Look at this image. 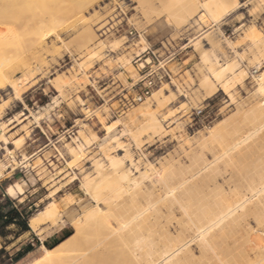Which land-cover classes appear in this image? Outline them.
Listing matches in <instances>:
<instances>
[{"label": "rangeland", "instance_id": "rangeland-1", "mask_svg": "<svg viewBox=\"0 0 264 264\" xmlns=\"http://www.w3.org/2000/svg\"><path fill=\"white\" fill-rule=\"evenodd\" d=\"M175 1L93 0L76 8H72L73 0L61 1L66 11L36 20L22 49L17 47L16 53L23 52L25 57L16 58V66L19 63L22 69L12 78L19 93L15 87L0 88V125L7 124L0 128V164L7 166L0 173V202L14 200L34 216L54 201L59 214L6 248L14 256L30 243L33 251L16 263L3 254L0 264H29L43 255L45 241L52 245L74 235V222L97 205L85 187L86 178L110 181L117 177L116 171L130 169L133 178L140 179V186L128 187L116 199H109L111 191L105 189L99 206L123 222L141 213L149 201H158L154 207L160 208L162 224L168 225L173 197L166 195L170 186L186 180L185 174L191 176L183 186L190 195L181 197L183 203L190 202L191 196L195 202L198 196V202L246 199L253 177L258 181V174L264 177V0H237L238 8L217 24L203 9L185 13ZM40 8L52 11L54 4L42 0ZM165 18L170 25L161 24ZM149 47L165 60L173 78L154 90H161L158 98L153 93L132 104L134 84L140 78L138 65L146 59L142 55L138 61L137 55ZM233 64H238L236 72L227 71L218 82L219 89L208 97L201 85L203 77L212 75V67ZM57 80L61 88L56 86ZM228 80V90L221 89ZM198 108L205 110L203 115H197ZM148 112L162 126L158 133L145 130L151 118ZM226 118V130L211 139L212 129ZM107 125L115 129L109 133ZM259 125L262 129L255 133ZM85 137L94 139L82 150L69 151V146H76L74 139L85 141ZM245 138L233 147L235 139ZM21 139L17 146L15 141ZM9 149L15 159L7 154ZM111 156L122 163L113 166ZM157 170H162V177ZM17 182L24 184V193L11 197L7 189ZM183 187L176 190L178 194H183ZM204 192L211 194L205 198ZM152 211L144 212L143 217L154 218ZM175 211L183 216L178 207ZM247 222V230L242 231L253 237V229L259 226L254 220L249 226ZM126 229L128 226L121 230L126 233ZM4 242L0 238V249ZM215 247L226 250L225 245ZM209 254L213 256V252Z\"/></svg>", "mask_w": 264, "mask_h": 264}, {"label": "bare ground", "instance_id": "bare-ground-1", "mask_svg": "<svg viewBox=\"0 0 264 264\" xmlns=\"http://www.w3.org/2000/svg\"><path fill=\"white\" fill-rule=\"evenodd\" d=\"M44 1L52 2L54 4L52 11L45 10L44 12V9L42 10V8H40V3L42 0H0V88L2 89L6 88L7 86L12 88L15 87V91L19 93L18 88L14 84L12 78L17 69H22L19 63L16 66V58L25 60V57L23 58V52L16 53V49L17 47L22 49V45L24 44L27 36L30 34L31 27L35 21L39 19H46L66 11V8H64V6L61 4V1L64 2L66 0ZM73 1L75 2V6L72 5V8H76L81 5H88L93 0ZM176 1L179 3L177 6L183 7L182 12L185 13L189 12L190 10L197 12L198 9H203L205 14L208 15L215 24L221 22L227 15L231 14V12L239 6L237 0H232V4H230L228 0ZM162 23L170 25V22L167 18L162 20L161 24ZM205 57L208 58V55H205ZM257 67H259L258 64ZM237 68L238 64H233L232 66L225 65L221 69L212 67V75H206L203 77L201 82L202 87L207 91V96L211 97L216 93L217 89H219L218 82L222 80L227 71L236 72ZM55 83L58 88H61L62 85L60 80H57ZM230 83L231 82L228 80L225 84H223V87L220 86V88L223 90H228V85ZM153 93L154 97L158 98L159 94H161V90H157ZM229 97L232 100L234 99L231 94ZM148 113L151 114V118L148 125L145 127V130H152L154 133H158L160 130H162V126L158 123L157 118L153 113ZM37 119H39V117H36V121ZM228 120L229 118L222 120L220 124L212 129L210 134L211 139H215L218 135L220 136L221 133L223 134V131L226 130L225 128ZM6 125L7 124L5 122H2L0 128H5ZM255 126H257V124H255ZM260 127H255L254 132H260V129H262V127ZM107 129L109 133H111L115 127L112 125H107ZM2 138L3 135L1 134L0 141H2ZM91 139L94 138L85 137V141H80L79 138H76L74 139L76 146L71 145L68 147V149L72 153L82 150L86 145L91 144ZM114 139H117V136L114 137ZM245 140L246 138L243 140L235 139L233 141V147L240 146ZM21 141L22 139L15 141L16 145L19 146ZM204 141L202 142L203 144L205 143ZM228 145H230V143H228ZM205 147H207V145ZM227 148H229V146ZM229 149L226 154L231 151ZM7 154L15 159L13 151L9 150ZM221 156L225 157L223 154ZM229 156L231 157V154H229ZM235 157L236 156H234V159L236 160ZM110 158L112 165L115 167L122 163V160H119L115 157L111 156ZM217 158L220 159L221 157L217 156ZM215 160L217 161L216 157ZM261 160L263 161V159ZM242 162L244 163V161ZM226 163L229 164L230 162H227L226 160L225 164ZM235 163H237V160ZM17 164L16 166H13L12 172L13 170L17 169ZM238 164H240L239 161ZM242 166L244 169L245 165ZM5 168H7L6 164H0L1 174H3V170ZM161 172L162 170H157L156 174L161 176L163 174ZM116 175L117 177L110 181L101 179L98 182H94L92 179L86 178L84 183L86 186H84L91 193V196L97 202V205L87 209L86 212L82 214L83 218L74 222V225L77 229V232L74 235L65 239L53 248L43 246V255L36 258L29 264H264L263 175L261 176V174H258L261 181H258L256 177H253L247 188L250 197L245 195V197L247 196L246 199H243L244 197L239 200H231L230 198L216 200L213 198L214 201L204 200V202H198V198H200V196H198L197 202H195L196 200H192L193 196H191L192 199L190 202L183 203L181 201V197H187L190 195V191L187 189L188 187L185 189L184 187L186 185L185 183H187L191 176H187L185 174L184 179L186 180L181 182L178 186L176 185L177 187L168 186L169 191L168 195L166 196L168 197L171 195V198L173 197V200L170 199L172 204L170 203V207H168V209H172V211L169 210L170 213L168 214V216L171 217L168 219L166 216L169 221L168 225L162 224L163 219L160 218V208L155 209V204L158 201L156 203H151L152 201H149L150 204L147 207L144 206L141 213L139 212L136 215H132V217H129L130 219L128 220L122 219L123 222L120 221L121 218H119L118 215L116 216L114 214L119 218V221L115 220V216H113L115 217L113 219L112 215H107V213H104V209H102L99 204L105 198L103 194L105 189L111 191V196H108L109 199L111 197L116 199L126 193L128 187H137L141 184L139 178H133L132 171L130 169L125 171H116ZM145 175L146 174L144 173L143 177ZM210 176L208 175V177ZM181 187H183L185 191L183 194H178L176 190H180L178 188ZM8 191L11 195L22 194L24 193V184L17 182L14 185H10ZM205 192V198L211 194L210 192L207 196ZM107 195L108 193L105 194L106 197ZM134 197L136 198V195ZM57 205L58 204L52 201L45 209L35 214L29 221L31 229H39L41 224L47 221L46 219H51L55 217L56 214L58 215L59 206ZM176 207L182 211L183 216H177V212L175 211ZM149 210H153L152 216L154 218H151V216L143 217L144 215L142 214ZM248 220L250 221L247 222ZM252 220H254L259 226V228L257 227L258 229L256 231L253 229V232H256L253 237H251L252 233L249 236L244 234L242 231V229L246 228H244V221H246L247 225L249 226ZM117 224L119 225L118 228ZM127 226L129 230L126 229L127 232L125 233L121 229ZM246 230L247 228L245 231ZM145 231L149 232V234L145 235ZM143 232H145V234H143ZM76 245H78V247ZM216 245H225L226 250L223 249L217 251L215 247ZM194 246L199 249V252L194 251ZM123 249H127L124 250V252H127V254L124 256L123 254L125 253L123 252V256L120 254L122 257H119L120 255L118 254V251ZM209 252H213V256H210Z\"/></svg>", "mask_w": 264, "mask_h": 264}, {"label": "trees", "instance_id": "trees-1", "mask_svg": "<svg viewBox=\"0 0 264 264\" xmlns=\"http://www.w3.org/2000/svg\"><path fill=\"white\" fill-rule=\"evenodd\" d=\"M31 218L32 215L30 212H28L23 205L17 204L16 201L8 198L0 202V238L5 240L4 246L0 249V256L6 254L11 260V263L18 262L34 249L32 244H26L23 248L18 250L14 256H11L6 250L7 246L13 244L22 235L32 231L29 225ZM12 226H15V230L10 229ZM10 235H13V238L9 239ZM65 238L52 245H50L48 241H45V245L48 248H53L65 240Z\"/></svg>", "mask_w": 264, "mask_h": 264}, {"label": "built area", "instance_id": "built-area-1", "mask_svg": "<svg viewBox=\"0 0 264 264\" xmlns=\"http://www.w3.org/2000/svg\"><path fill=\"white\" fill-rule=\"evenodd\" d=\"M150 53H152L153 56L148 57L147 54ZM142 55L146 59L141 61L138 65L140 78L134 84V86H136V90L129 101V103L132 104L143 102L153 94L157 87L162 85L164 82L172 81L173 78L172 71L166 67L165 60L157 58L156 52L151 50L150 47L141 55H137L138 61L143 59ZM154 60L157 62L154 63ZM204 111L205 110L203 108H198L196 113L197 115H203Z\"/></svg>", "mask_w": 264, "mask_h": 264}, {"label": "crops", "instance_id": "crops-1", "mask_svg": "<svg viewBox=\"0 0 264 264\" xmlns=\"http://www.w3.org/2000/svg\"><path fill=\"white\" fill-rule=\"evenodd\" d=\"M0 142H3V141H0ZM9 150H10V149H9ZM9 150H8V151H9ZM8 188H9V187H8ZM7 192H8V194H9L11 197H12V196H17V195L19 196V195H22V194H23V193H22V194H17V195H11V194L9 193L8 189H7ZM32 217H33V216H32ZM44 246H46V245H44Z\"/></svg>", "mask_w": 264, "mask_h": 264}]
</instances>
